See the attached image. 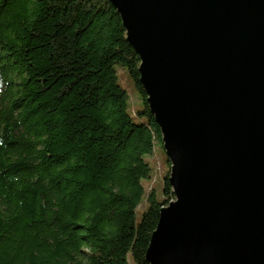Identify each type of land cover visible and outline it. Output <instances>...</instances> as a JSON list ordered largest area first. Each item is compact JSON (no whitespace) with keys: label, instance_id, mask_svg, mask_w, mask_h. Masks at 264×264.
I'll use <instances>...</instances> for the list:
<instances>
[{"label":"trees","instance_id":"16d2710c","mask_svg":"<svg viewBox=\"0 0 264 264\" xmlns=\"http://www.w3.org/2000/svg\"><path fill=\"white\" fill-rule=\"evenodd\" d=\"M140 62L110 0H0V264H149L175 195Z\"/></svg>","mask_w":264,"mask_h":264},{"label":"water","instance_id":"95a60500","mask_svg":"<svg viewBox=\"0 0 264 264\" xmlns=\"http://www.w3.org/2000/svg\"><path fill=\"white\" fill-rule=\"evenodd\" d=\"M175 198L149 264H264V0H110Z\"/></svg>","mask_w":264,"mask_h":264},{"label":"rangeland","instance_id":"374dc122","mask_svg":"<svg viewBox=\"0 0 264 264\" xmlns=\"http://www.w3.org/2000/svg\"><path fill=\"white\" fill-rule=\"evenodd\" d=\"M126 82V83H125ZM123 82L122 84L126 87V89L129 92L130 95V110L134 113V110L137 109L139 106V99H138V94L135 93L132 85L127 81ZM148 161L150 162V165L152 167V173L153 177L151 179H145L144 185L146 186V195L145 198L143 199L140 207L143 209L147 205V195L148 192L152 189L155 188L156 192L159 197H161L162 193V180L160 178V174L163 173L164 169L166 166L164 165V154L161 149V147L157 146L155 148L154 153H152L150 156L147 157ZM130 264H134L132 257L130 256Z\"/></svg>","mask_w":264,"mask_h":264}]
</instances>
